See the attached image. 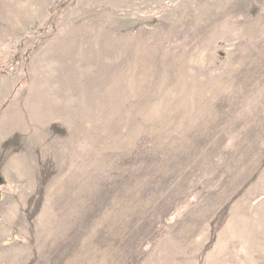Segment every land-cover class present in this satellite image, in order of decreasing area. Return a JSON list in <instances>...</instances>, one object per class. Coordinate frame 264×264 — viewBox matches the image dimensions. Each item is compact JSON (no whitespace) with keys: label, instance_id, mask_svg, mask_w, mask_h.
I'll use <instances>...</instances> for the list:
<instances>
[{"label":"rangeland","instance_id":"rangeland-1","mask_svg":"<svg viewBox=\"0 0 264 264\" xmlns=\"http://www.w3.org/2000/svg\"><path fill=\"white\" fill-rule=\"evenodd\" d=\"M0 264H264V0H0Z\"/></svg>","mask_w":264,"mask_h":264}]
</instances>
